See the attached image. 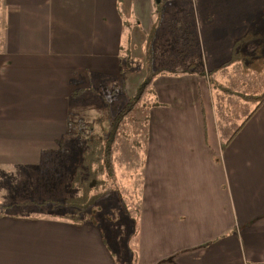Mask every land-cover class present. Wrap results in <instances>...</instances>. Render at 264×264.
Instances as JSON below:
<instances>
[{"label":"crops","instance_id":"0c3cea01","mask_svg":"<svg viewBox=\"0 0 264 264\" xmlns=\"http://www.w3.org/2000/svg\"><path fill=\"white\" fill-rule=\"evenodd\" d=\"M120 3L0 0V205L28 195L8 206L27 212L0 215V264H116L102 228L54 213V168L46 163L72 142L70 125L80 135L88 129L91 74L118 73L133 33ZM156 5L146 0L147 15ZM263 10L264 0H193L207 72L230 61ZM54 65L69 74L54 79ZM214 95L209 77L154 80L130 264H264V104L242 127L257 106L247 101L253 109L223 136L216 105L228 95ZM22 179H32L29 187L17 185Z\"/></svg>","mask_w":264,"mask_h":264},{"label":"rangeland","instance_id":"374dc122","mask_svg":"<svg viewBox=\"0 0 264 264\" xmlns=\"http://www.w3.org/2000/svg\"><path fill=\"white\" fill-rule=\"evenodd\" d=\"M120 2V8L123 10L122 15L125 16L127 12L130 13L128 21L132 24L130 31L133 33H129L130 42L124 38V47L127 52L131 50V55L128 56L130 60H126V55L119 59L120 68L117 70V74H102L98 71L97 74H91L95 80L89 87L86 86L88 89L84 91V105H86V109H89V106H95L96 108L86 111L84 113L86 116L83 115L82 118L85 119L84 124L97 125L94 130L95 134L102 133L104 130L110 131L122 109L132 106L130 104L132 98H137L147 71H156L161 66L169 68V63L172 60L167 53L165 54L166 48H168V30L164 29L163 26L159 29L157 26L152 27L158 24L161 19L164 20V26L166 27L168 23H171L170 21H183L186 17L189 20L191 12L193 15V0H162L159 3L161 4L158 9L159 13L155 14L153 12L150 15H147L144 9L146 0H129V3L128 0H120ZM137 22H140L141 27L136 26L138 25ZM149 31L151 32L148 33ZM254 46L255 44L252 43L243 46V48L245 51L250 52ZM218 72V74L217 71L210 72L212 75L211 80L209 78L210 86L215 90L216 98L224 97L221 88L231 89L234 92L233 95L225 97L223 107L221 104L216 105L220 132L223 136L228 135L230 137L232 134L230 131L234 132L239 127L241 120L246 117L247 112L255 106L247 102L246 96L255 92L261 93L264 90V73L257 75L245 74L241 71V64H235ZM65 74H69L66 69L54 65V79L58 76H65ZM102 76L103 80L100 79ZM76 87L77 83L74 84L72 89H76ZM148 102V97L142 100L122 124L114 149L116 180L114 182L110 181L108 176L104 174L100 179L105 180V184L100 186L98 190L90 192L89 196L90 199L94 196L97 197L98 201L78 211L70 210L69 212L65 209L71 214L70 217L77 220L76 214L80 221L95 224L105 231L110 244L115 250L116 264H130L132 262L130 250H134L136 245L134 236H136L138 230L137 222L139 223L140 181L147 150L145 121ZM225 107H228L230 111H225ZM73 129L72 142L70 144L66 142L63 149L61 148L64 152L60 155V157L62 156L60 160H55L54 163L52 161L46 163L48 168L50 166L51 169L54 168V187L57 191L54 193L55 208H57L58 202H66L70 199L75 201L82 197V187L85 186V183H83L85 178L83 177L90 172L89 169H82L81 174L79 172V167L82 164L80 145L83 143L90 144L89 140L91 138L89 137L94 135H91L88 129L82 131L83 135L79 134V127L74 126ZM71 172L76 173L79 176L77 178L81 179L76 181V177L70 175ZM14 179H7L9 185L15 182ZM30 180L32 179H22L20 184L18 180L17 185L29 187ZM116 191L122 195L121 199ZM10 195L12 200H6L0 205V215L28 211L8 208L9 205L14 203L13 198L28 197V195H17V193ZM11 196L4 194V198H11ZM43 199L41 198V201ZM61 210L59 209V211ZM54 213L59 214V218L62 217V213L56 209ZM135 224L136 230L134 231Z\"/></svg>","mask_w":264,"mask_h":264},{"label":"trees","instance_id":"16d2710c","mask_svg":"<svg viewBox=\"0 0 264 264\" xmlns=\"http://www.w3.org/2000/svg\"><path fill=\"white\" fill-rule=\"evenodd\" d=\"M162 1V0H161ZM161 4L156 5L155 14L159 11V7ZM166 27L164 26V20L162 19L158 22V24L154 25L152 28L156 27L159 29L163 26L164 29L168 30V38H167V46L166 52L172 60L169 63V68L159 67L158 70H149L147 71L145 78L143 80L142 87L139 88V93L137 98H132V106L130 108L122 109L117 115V120L114 121V125L111 126L110 131L104 130L102 133L95 134L94 125L92 123L85 124L84 127H87L90 131L91 138L89 140L90 144L83 143L80 145V151L82 156V164L79 167L80 174L82 173V169H89V173L87 176L83 177L85 180V186L82 187L83 195L80 199L77 200H66V202H58V206L56 210L62 213V218L71 220L74 222H82L78 219L70 217V210L78 211L79 209L87 208L90 205H93L99 199L97 197L89 198L90 192L98 190L100 186L105 184V180L100 179L104 174L108 176L110 181L116 180V163H115V145L119 136L120 129L122 127L125 119L136 109V107L144 100L145 98H149L153 94V83L157 76L166 75L173 77H183L189 75H196L200 77H209L211 80L210 72L206 71L204 57L201 52V42L199 39L194 13L191 18L188 20L187 17L183 21H170ZM131 27L128 26V31H130ZM149 31L148 33H150ZM128 42L131 41V37L129 33L125 36ZM124 37V38H125ZM255 44L252 51H245L243 46ZM123 55H126V60H130L128 56L131 55V50L127 52V49L122 46L120 51V58ZM235 64H241V71L245 74H263L264 73V11L259 13L256 16L251 28L247 32V34L238 39L235 42L232 58L229 62L224 64L223 69H227L230 66ZM219 72L217 71V74ZM221 92L225 95H233L234 92L231 89L221 88ZM247 101L254 103L256 109L249 115V117L244 121V124L252 117L254 112L264 104V90L261 93L255 92L250 95H247ZM147 122V116L146 121ZM73 126L70 125L69 130L70 133H74L72 130ZM240 127L236 134L241 130ZM82 128V127H79ZM83 135V134H81ZM86 137V136H85ZM93 138V139H92ZM82 139V138H81ZM88 139V138H87ZM65 145H63L64 147ZM62 147V149H63ZM95 167V169H93ZM78 168V167H77ZM76 177V181H79L81 178L78 175H74ZM108 180V183L110 182ZM116 194L121 199L122 195L118 191ZM79 205V206H78ZM85 207V208H84ZM59 209H62L59 211ZM68 210L69 212L65 211ZM126 209V208H124ZM136 227L134 228V231Z\"/></svg>","mask_w":264,"mask_h":264},{"label":"water","instance_id":"95a60500","mask_svg":"<svg viewBox=\"0 0 264 264\" xmlns=\"http://www.w3.org/2000/svg\"><path fill=\"white\" fill-rule=\"evenodd\" d=\"M161 2V0H156V3L159 4Z\"/></svg>","mask_w":264,"mask_h":264}]
</instances>
